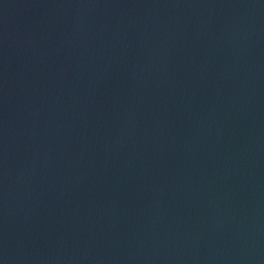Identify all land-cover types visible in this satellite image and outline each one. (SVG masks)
I'll use <instances>...</instances> for the list:
<instances>
[{
	"label": "water",
	"instance_id": "1",
	"mask_svg": "<svg viewBox=\"0 0 264 264\" xmlns=\"http://www.w3.org/2000/svg\"><path fill=\"white\" fill-rule=\"evenodd\" d=\"M0 264H264V0H0Z\"/></svg>",
	"mask_w": 264,
	"mask_h": 264
}]
</instances>
